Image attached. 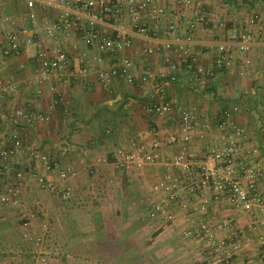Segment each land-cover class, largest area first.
I'll return each mask as SVG.
<instances>
[{
	"label": "crops",
	"instance_id": "obj_1",
	"mask_svg": "<svg viewBox=\"0 0 264 264\" xmlns=\"http://www.w3.org/2000/svg\"><path fill=\"white\" fill-rule=\"evenodd\" d=\"M11 1L5 3L8 15L0 14V80L14 86L15 91L0 104V135L17 128L26 145H32L54 163L52 177L59 188L70 189L73 196L80 195L82 189H85L82 195H94L92 199L98 200L100 206L99 210L86 208L81 211L75 206L80 202L74 198L69 205L61 206L63 204L52 201L50 194L31 181L25 190L26 209L0 208V241L12 233L9 224L18 215L30 219L29 215L35 212L39 218L43 213H49L51 206L52 215L57 220L72 215L76 219L83 217L91 220L86 225L88 233L106 236L109 243L108 236L113 233V229L105 220L108 213L106 207L116 206V214L121 212L123 216L127 212V200L123 194L115 197L109 195V187L114 188L109 185L110 181L117 180L116 187L121 183L125 192H129L130 188L135 190L143 179L155 178L159 172L160 175L165 173V162L171 163L176 152L182 151L196 165H211L209 158L218 139L216 122L221 113L233 105L239 106L234 119L245 131L243 148L257 152L246 162H258L264 169V33L255 39V45L248 53L241 54L234 50L230 68L217 67L208 51L209 45L242 32L246 14H259L264 27V0H202L206 22L194 32L192 53L206 69L212 71V75L197 80L184 66L174 81L160 82L165 91V100L176 104L172 113L163 116L153 115L151 108L157 103L155 93L159 82L156 78L166 74L170 67L160 53L146 54V47L153 44L147 41L144 34L137 35L132 47L126 52L133 63L135 75L147 71L150 76L142 86L122 81H114L109 86L102 84L99 73L109 67L111 58L87 48L74 30L61 37L62 46L69 58L67 67L58 76L42 83L36 71L35 56L39 44H54L53 40L46 38L43 28L46 22L56 20L59 14L56 8L58 0H37L32 8L27 4L29 0ZM42 1L45 6L40 3ZM170 15L168 6L167 16ZM159 30L161 41L170 38L164 23L160 24ZM11 32L19 33L22 50L18 56L4 57V40ZM174 37L182 38V35L177 32ZM27 38H32V43H26ZM177 57L174 56L175 62ZM61 96L67 99L66 106L58 104L48 113L53 100ZM16 108L48 113L50 121L34 126L16 122L13 118ZM183 110H194L202 122L212 126L204 138L192 144L183 142L179 131L180 112ZM156 141L160 142L158 151L161 155L157 163L138 169L136 161L126 162L123 157V167H118L119 151L125 156L134 154L135 144L140 142L147 151H151ZM10 164L16 169L37 170L25 147ZM127 164L130 168L126 169L124 166ZM62 170L67 171L65 179L59 177ZM244 176L245 173H242V185L247 180ZM258 184L263 196L262 203L255 204L249 212L239 209L233 211L226 198L216 203L211 192L196 191L190 194L181 191L180 195L191 203L179 212L180 231L184 233L185 230L197 228L202 221H207L220 236L226 234V229L222 230L221 221L232 219L241 236V247L236 260L230 264H264V180ZM99 189L103 198L96 197ZM114 191L117 194V190ZM136 197H141L140 203L146 195L138 197L133 194L127 199L134 200ZM204 200L207 203L203 204ZM84 232L87 233L86 230ZM218 246L219 251L227 249L220 247V244ZM178 248L185 252L181 255V264L200 261V258H191L195 252L197 254L202 250L197 241L183 239ZM174 249L172 246L170 251Z\"/></svg>",
	"mask_w": 264,
	"mask_h": 264
},
{
	"label": "built area",
	"instance_id": "obj_2",
	"mask_svg": "<svg viewBox=\"0 0 264 264\" xmlns=\"http://www.w3.org/2000/svg\"><path fill=\"white\" fill-rule=\"evenodd\" d=\"M37 0H29L28 6L34 7ZM45 6V2H40ZM59 14L55 21L46 22L43 33L48 40H53V45L39 44L35 56L36 71L39 81L45 83L62 72L69 63L66 50L62 46L61 37L70 30L76 32L87 48L95 49L101 54L111 58L109 67L99 73V80L105 86L114 81H122L126 84L142 86L147 83L149 74L147 71L136 76L131 60L126 52L133 45L137 35L144 34L148 42L153 45L146 47L147 55L160 53L165 63L170 67L166 74L156 78L159 82L156 86L155 98L151 112L155 116H163L172 113L176 104L165 100V91L161 87L162 81H174L176 75L182 72L184 66L197 80L212 75V71L206 69L192 53L194 45V32L206 22L202 11V0H58L56 5ZM168 6L171 15L167 16ZM34 19V15L31 16ZM166 25V33L170 38L161 41L159 26ZM149 26V27H148ZM179 32L182 38H175ZM264 33L259 14L249 13L245 17V25L242 32L226 37L220 43L208 46L209 54L213 57V63L217 67L230 68L234 50L241 54L248 53L255 45V39ZM26 43H32V38H27ZM22 50L20 35L18 32L8 33L4 40L2 54L4 57H15ZM174 56L178 60L174 61ZM14 86L4 84L0 80V104L14 93ZM67 99L61 96L54 99L48 113L58 105H65ZM66 106V105H65ZM239 112V106L233 105L225 109L216 122L215 129L218 139L214 146L210 161L211 165L194 164L186 152H176L173 161L165 162V176L153 186L152 197L158 202L152 207L150 213L154 216L157 212L174 217L173 210L179 206L182 209L191 203L186 197H182L181 191L194 193L198 191L211 192L213 200L218 203L226 198L233 209L245 212L252 210L255 204H261L263 196L259 187V181L264 180V169L258 162L247 164L251 155L256 151H248L243 148L242 141L245 138L244 129L240 128L234 116ZM48 113H36L31 110L16 108L13 118L16 122L34 126L50 121ZM179 131L183 136L182 141L192 144L196 140L204 138L210 132L212 126L202 122L193 110L180 112ZM25 147L30 161L35 164L37 170L16 169L10 163L12 159ZM136 152L125 156L123 152L117 153L118 167L122 168V158L125 161H136L138 169L146 165H153L161 160L160 142L153 144V149L147 151L143 143L135 144ZM130 168L129 164L124 166ZM54 163L32 145L25 144L17 128L7 134L0 135V208H25V190L28 183L35 182L41 190L50 191L67 199L70 189L58 191V184L54 181L52 173ZM242 173L246 184L242 185ZM60 179L67 177V171L59 172ZM61 193V194H59ZM207 203V200L202 202ZM33 213L29 217H33ZM29 220V219H28ZM222 230L226 229L228 245L234 249L241 247L238 229L232 219H225L220 223ZM25 227L29 222L24 223ZM209 222L202 221L197 228L185 230V234L217 235ZM27 229V228H26ZM39 241V239H38ZM221 244V243H218ZM0 264H5L0 262ZM19 264V263H12Z\"/></svg>",
	"mask_w": 264,
	"mask_h": 264
},
{
	"label": "rangeland",
	"instance_id": "obj_3",
	"mask_svg": "<svg viewBox=\"0 0 264 264\" xmlns=\"http://www.w3.org/2000/svg\"><path fill=\"white\" fill-rule=\"evenodd\" d=\"M6 2L11 3L12 1L0 0L1 16L8 15L5 10ZM145 167L147 165L143 168ZM159 173L155 178L143 179V182H140L135 190L130 188L129 192L122 189L121 183L117 188V180L110 181L109 185L114 188L109 187V195L115 197L123 194L127 200V209L125 208L127 212L123 216L121 212L116 214V206L106 207L108 213L105 220L113 229V233L108 236L109 243L106 241V236L88 233L86 227L91 220L83 217L76 219L73 215L57 220L53 217L50 206L49 213H43L39 218L35 212L29 220L20 214L12 224H9L12 233L0 241V262L5 264H181V255L185 252L180 251L178 246L186 238H189L190 241H197L202 246V250L197 254L195 252V256L191 257L193 259L200 258V261H195L192 264H230L234 262L240 253V248L234 249L228 245L227 234L220 236L218 234H200L199 236L191 234L186 236L180 231L179 212L185 209L179 206L175 207L174 217H167L166 214L160 212L154 216L151 215L150 212L154 209L152 206L159 200L152 197V188L165 176V173L161 175ZM118 174L123 175V173ZM57 190L61 192L63 189L58 186ZM84 190L82 189L80 195L74 196L73 191L70 190L67 199H62L61 195L50 191H43L52 196H50L52 201L55 200L63 204L61 206L69 205L71 200L76 199V202H80L75 204L78 210L84 211L86 208L99 210L98 200H93L94 195H90V193L86 195L89 198L84 197L82 195ZM114 190H117V194ZM133 194L138 197L146 195V198L140 203L141 197L138 199L136 197L134 200L127 199L131 198ZM97 196L98 198L104 197L100 189ZM26 221L29 222L28 227L24 226ZM85 230L87 233L84 232ZM185 236L186 238H183ZM239 237H241L240 234ZM218 243H221L220 247L227 249L219 251ZM222 243L224 244L222 245ZM172 246L175 247L174 252L170 251ZM168 248L169 250H167Z\"/></svg>",
	"mask_w": 264,
	"mask_h": 264
}]
</instances>
